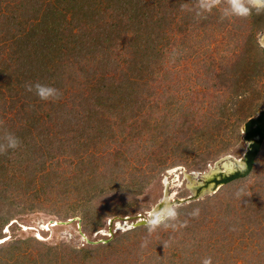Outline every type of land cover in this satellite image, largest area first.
<instances>
[{"label":"rangeland","instance_id":"1","mask_svg":"<svg viewBox=\"0 0 264 264\" xmlns=\"http://www.w3.org/2000/svg\"><path fill=\"white\" fill-rule=\"evenodd\" d=\"M8 1L0 135L21 145L0 155V264H264V142L250 176L214 179L228 161L247 168L264 14L197 22L180 11L189 0H82L63 16L46 7L59 0ZM29 82L62 95L41 101ZM163 198L187 226L147 236L134 225Z\"/></svg>","mask_w":264,"mask_h":264},{"label":"clouds","instance_id":"2","mask_svg":"<svg viewBox=\"0 0 264 264\" xmlns=\"http://www.w3.org/2000/svg\"><path fill=\"white\" fill-rule=\"evenodd\" d=\"M191 5V7L189 6ZM214 10L220 11V21L226 19L238 18L247 19L254 13L256 15L264 14V0H189V2L180 3V11H187L193 14V18L198 22L206 19L207 14H211ZM256 44L261 50H264V30L257 32ZM28 93H33L41 101L55 102L61 97L58 88L46 84L26 83L24 85ZM21 145L19 137L14 133L4 131L0 135V155H6L9 152H15ZM242 192H238L237 196ZM159 209V210H158ZM180 213L176 206L160 207L149 213L145 221L147 236H151L157 229L176 231L186 227V223L178 222ZM189 215L196 217L199 215V209H193ZM141 216L138 221L141 220ZM137 221V222H138ZM145 245L142 243L141 247ZM167 244H165V247ZM201 264H213L211 257H205L201 260Z\"/></svg>","mask_w":264,"mask_h":264},{"label":"trees","instance_id":"3","mask_svg":"<svg viewBox=\"0 0 264 264\" xmlns=\"http://www.w3.org/2000/svg\"><path fill=\"white\" fill-rule=\"evenodd\" d=\"M1 1H5V0H1ZM15 1H17L19 3L16 5L19 8H21V6H22V10H25L26 12H29L27 10H33V9L38 8L37 5H39L38 3H40V0H24L22 2H21V0H9L7 2V4L10 2L14 3ZM133 1H135V0H133ZM47 3L48 4L46 5V7H56L55 10L47 9L48 12L53 14V13H55L56 10H60L61 14L63 16L67 13V11H71V8H73L76 5V3H79L82 6H84V2L82 0H59L58 6L53 4L51 1L47 2ZM91 4H92V6H95V3H91ZM60 6H62L63 8H61ZM3 8L4 7H2V5L0 4V20H2L3 18L7 19L6 17L8 16L6 13L3 12L4 11ZM8 18H9V16H8ZM13 18H16V17L14 15H12V19ZM48 19L50 20V18H48ZM51 26H52V24H51ZM0 28H1V24H0ZM53 31H54L53 29L51 31L46 30V32L50 33L51 35H52ZM9 45L11 47L13 46L12 44H9ZM237 63H238V67L242 65L241 61L237 62ZM237 72H240V71L237 70ZM237 72L233 71L231 73V75L233 74L232 77H236ZM128 74L129 73H127V75ZM127 75H126L125 80H127V78H128ZM122 80H124V79H122ZM236 83L238 85V81ZM233 101H237L238 103H241L240 101H238V99L237 100L233 99L229 102H233ZM245 102H247V101H245ZM243 123L245 125V133H244L245 136L244 137H245L246 141L250 143V145L247 149V152H246L247 168L245 170H242V171L237 170L235 173H232L230 175H220L221 179H217L215 176L214 179H215V182L217 184H229L230 182H233L237 179L248 177L251 175V173L254 169L257 156L260 153V150H261L263 142H264V110L261 111L259 113V115L256 117H253V116L250 117L249 116V117L245 118L243 120Z\"/></svg>","mask_w":264,"mask_h":264},{"label":"water","instance_id":"4","mask_svg":"<svg viewBox=\"0 0 264 264\" xmlns=\"http://www.w3.org/2000/svg\"><path fill=\"white\" fill-rule=\"evenodd\" d=\"M258 139V138H257ZM231 164V163H230ZM231 166V169L232 170H226V171H220L219 173H217V174H222V175H230V174H232V173H234V165L233 164H231L230 165ZM216 174V173H215ZM217 174L215 175V176H217ZM218 177V176H217ZM174 202V201H173ZM173 202H168V203H171V205H172V203ZM164 204H167L166 203V201H165V198H163V201H161L158 205H157V208H160V207H165V205ZM145 221H146V219H141V220H139L137 223H135V225H134V227H139V226H144L145 225ZM6 240V239H5ZM109 241V240H108ZM108 241H102V242H108ZM89 243H92V244H94L95 242H92V241H90Z\"/></svg>","mask_w":264,"mask_h":264},{"label":"bare ground","instance_id":"5","mask_svg":"<svg viewBox=\"0 0 264 264\" xmlns=\"http://www.w3.org/2000/svg\"><path fill=\"white\" fill-rule=\"evenodd\" d=\"M231 164H230V162L228 161V162H226V163H224L223 164V168L225 169V170H232L231 169V166H230ZM187 178L189 179V186H190V188L193 190V191H195L196 190V187L199 185V183L198 182H196L195 180H194V178L191 176V175H187ZM165 201H166V203L167 204H164L165 205V207H168L169 205H170V203H168V199L166 198L165 199ZM155 209H157V208H155ZM159 210V209H158ZM90 244H92V243H90ZM94 244H96V243H94Z\"/></svg>","mask_w":264,"mask_h":264}]
</instances>
